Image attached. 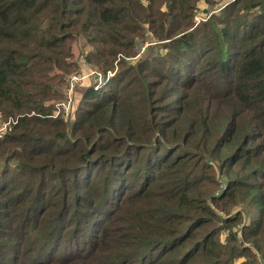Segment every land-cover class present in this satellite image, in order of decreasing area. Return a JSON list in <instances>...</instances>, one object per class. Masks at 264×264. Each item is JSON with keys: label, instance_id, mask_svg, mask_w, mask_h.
Segmentation results:
<instances>
[{"label": "trees", "instance_id": "obj_1", "mask_svg": "<svg viewBox=\"0 0 264 264\" xmlns=\"http://www.w3.org/2000/svg\"><path fill=\"white\" fill-rule=\"evenodd\" d=\"M198 1L0 0V264H264V0Z\"/></svg>", "mask_w": 264, "mask_h": 264}, {"label": "rangeland", "instance_id": "obj_2", "mask_svg": "<svg viewBox=\"0 0 264 264\" xmlns=\"http://www.w3.org/2000/svg\"><path fill=\"white\" fill-rule=\"evenodd\" d=\"M229 1V0H220V1H216L217 3H214V4H208L207 2L203 1V0H199L198 3H197V9L195 10V14H194V25H196L197 23H199L200 21H202L203 19H206L210 13H214V12H217L219 10V8L221 6H223L224 4H226V2ZM218 6V7H216ZM220 6V7H219ZM205 10H207V12H205ZM151 42L149 41H145V43H140V42H137V51H138V54L137 56H143V54L146 53V48L150 45L151 46ZM153 46V45H152ZM151 46V47H152ZM88 45L85 43V41L83 39H79L75 46H74V58L76 59L77 61V68L76 70L66 74L64 76V81H66V78L69 74L71 73H75V72H79L80 70H84V69H89V68H93L92 64L88 63L87 60L85 59V57H81L83 55V53H85V51L88 49ZM151 47H150V50H151ZM148 49V48H147ZM149 53V52H148ZM139 56V57H140ZM129 61H134V60H129ZM117 62L115 61L114 62V70H111L110 72H115V70L117 69ZM112 72V73H113ZM109 76V75H107ZM112 75H110L108 77V79L111 77ZM104 78V77H103ZM94 79V78H93ZM92 79V80H93ZM107 79V80H108ZM91 85V82L90 81H87V80H84V79H81L79 80L78 82H76L74 85H73V90H72V93H71V96H72V100L70 102V105H69V108L67 111L63 110V109H60L62 113H58L57 115L61 114L63 116H66V115H69V113L71 112V117H73V112L77 106V104L80 102L81 100V95H82V92L84 90L85 87L87 86H90ZM64 87H65V83H64ZM63 87V89H64ZM67 97L66 93L64 95V98L62 99H59L57 101L54 102V111H53V116H57L56 114H54V112H57L58 109L56 107L57 103L64 100L65 98ZM64 112H63V111ZM10 119H13V118H9L7 119L6 121H9ZM6 121H0V136H2L5 132L9 131L11 128H12V123H10L9 125H6L5 126V122ZM5 126V127H4ZM227 234V231L225 230H222L221 231V235H226ZM239 260H237L235 263H238Z\"/></svg>", "mask_w": 264, "mask_h": 264}, {"label": "built area", "instance_id": "obj_3", "mask_svg": "<svg viewBox=\"0 0 264 264\" xmlns=\"http://www.w3.org/2000/svg\"><path fill=\"white\" fill-rule=\"evenodd\" d=\"M81 57H83V56H81ZM107 75L110 76V75H113V73L108 71ZM109 76H106V78L104 79L102 77L101 73L97 72L93 68L84 69V70H80L79 72H75V73L69 74L67 76V78H66L65 87H64V91H65L67 97L64 100H62V101L57 103L56 107H57L58 111L54 112V114L57 115L59 112H61L60 109H63L65 111L68 110L70 102L72 100L71 93H72V90H73V85L76 82H78L81 79H84V80L90 81L91 85H95V87H98L99 85L104 83V81H106ZM12 122H15V120L14 119H10L9 121H6L5 122V126L9 125Z\"/></svg>", "mask_w": 264, "mask_h": 264}]
</instances>
